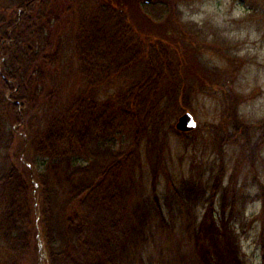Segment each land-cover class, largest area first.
Returning <instances> with one entry per match:
<instances>
[{
	"label": "trees",
	"instance_id": "obj_1",
	"mask_svg": "<svg viewBox=\"0 0 264 264\" xmlns=\"http://www.w3.org/2000/svg\"><path fill=\"white\" fill-rule=\"evenodd\" d=\"M133 1L0 0V264H132L136 233L169 223L156 203L151 221H136L123 182L141 167L142 149L156 181L173 120L199 93L224 106L214 124L220 148L235 145L250 167L264 165V120L258 134L243 124L233 71L223 81L211 74L201 58L207 42L185 23L180 30L175 0ZM137 21L170 29L158 35ZM114 80L122 87L98 98L96 87ZM225 173L221 162L181 203L188 264H247L237 219L224 212L243 204L242 186L234 173L226 184Z\"/></svg>",
	"mask_w": 264,
	"mask_h": 264
},
{
	"label": "rangeland",
	"instance_id": "obj_2",
	"mask_svg": "<svg viewBox=\"0 0 264 264\" xmlns=\"http://www.w3.org/2000/svg\"><path fill=\"white\" fill-rule=\"evenodd\" d=\"M127 1H130V5H136L133 0ZM175 1L173 2L177 3L178 11L176 20L180 30H183L180 23H185L186 29L194 34V39L207 42L203 45L201 58L215 70L211 74L223 81L233 71V84L239 97L236 109L243 124L253 125L251 130L258 134L257 124L264 120V0ZM138 24L144 29L156 31L158 35L162 30L166 32L170 29L160 28L156 23L150 22L141 21ZM171 29L168 35L175 39L178 29L174 26ZM174 39L170 40L174 42ZM150 40L154 39L145 38V45ZM154 43L157 44L155 40ZM176 44L183 47L184 42L179 39ZM66 79L73 89L79 86L75 75ZM121 87L117 80L110 82L108 86H97V97L105 98ZM188 110L198 124L192 130L178 131L175 121L179 114L174 118L173 126L179 133L170 130L167 134L162 155L164 161L156 166V181L153 183L151 166L142 149L141 167L126 177L127 182H123L125 188H128L125 194H128V200L134 208L136 221L142 215L151 221L150 215H154L153 207L156 203L171 225L161 228L158 221L154 220L149 223L143 235L137 232L139 241L131 249L129 261L132 264H188L186 242L180 230V206L187 198L189 187L197 188L201 182L211 178L222 162L226 167L224 182L227 184L228 178L233 177L234 173L239 186H242V189L236 188V196H241L243 201L242 205H236V209L232 204H227L225 215L232 218V221L237 219L244 260L247 264H261L263 250L259 239L260 222L256 214L258 216L261 209L257 194L259 182L264 183L263 162L258 160L250 167L244 155H238L235 145L225 142L220 148L214 124L222 120L224 106L218 97L199 93ZM130 140L124 137L123 145L126 147ZM259 148L264 149V142ZM228 193L232 196V192ZM219 198L220 196L217 197V205ZM200 207L201 204L197 207L199 211ZM217 209L220 212L219 207Z\"/></svg>",
	"mask_w": 264,
	"mask_h": 264
},
{
	"label": "water",
	"instance_id": "obj_3",
	"mask_svg": "<svg viewBox=\"0 0 264 264\" xmlns=\"http://www.w3.org/2000/svg\"><path fill=\"white\" fill-rule=\"evenodd\" d=\"M151 1L152 0H143V2L145 3H149ZM197 124V120L195 119L191 111L187 110L177 117L175 121V128L178 131H189L196 128Z\"/></svg>",
	"mask_w": 264,
	"mask_h": 264
}]
</instances>
